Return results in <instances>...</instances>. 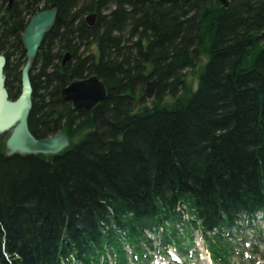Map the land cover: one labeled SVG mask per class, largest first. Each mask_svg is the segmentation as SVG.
Returning a JSON list of instances; mask_svg holds the SVG:
<instances>
[{
	"label": "trees",
	"instance_id": "trees-1",
	"mask_svg": "<svg viewBox=\"0 0 264 264\" xmlns=\"http://www.w3.org/2000/svg\"><path fill=\"white\" fill-rule=\"evenodd\" d=\"M228 1L0 0L11 100L28 60L25 28L56 9L31 62L27 123L35 139L70 140L52 156L0 146V264H151L172 262L170 249L190 264L195 232L213 264L264 259L239 234L264 242L251 222L264 213V0ZM194 49L207 61L191 90ZM92 75L103 104L88 112L61 101Z\"/></svg>",
	"mask_w": 264,
	"mask_h": 264
},
{
	"label": "water",
	"instance_id": "water-1",
	"mask_svg": "<svg viewBox=\"0 0 264 264\" xmlns=\"http://www.w3.org/2000/svg\"><path fill=\"white\" fill-rule=\"evenodd\" d=\"M9 7L14 0H5ZM97 3L100 0H92ZM186 1V0H175ZM224 9L229 6L228 0H216ZM57 17L56 9L41 11L32 16L22 35V43L25 47L28 60L21 71L20 94L15 100L9 99V94L5 88V76L3 70L6 59L0 54V134L9 135L5 141L4 149L6 155H58L70 146V140L64 133L35 139L29 131L27 119L32 108V86L29 77V70L32 59L37 55L44 35L53 26ZM96 14L92 13L86 17V23L93 26ZM197 49L193 54L197 55ZM69 59L66 55L63 63ZM157 89V80L147 82L143 97L152 100ZM62 102L70 103L73 110L92 111L97 105L103 104L107 99L105 85L92 75L84 79L72 81L60 92Z\"/></svg>",
	"mask_w": 264,
	"mask_h": 264
},
{
	"label": "rangeland",
	"instance_id": "rangeland-1",
	"mask_svg": "<svg viewBox=\"0 0 264 264\" xmlns=\"http://www.w3.org/2000/svg\"><path fill=\"white\" fill-rule=\"evenodd\" d=\"M206 61H207V57L203 56L200 52H197V55H196V69H194V70L188 69L187 70V78H186V80H187V85H188V87L191 90H195L197 88L198 76L200 74V71H201L202 67L206 63ZM146 101L148 103L151 102V100H147V99H146ZM81 139H82V136L76 137L72 141V144H77L78 142H80ZM5 140L6 139H3L2 144H4ZM259 217H260V219L257 222V224H258L257 226L260 227V229L262 230V234H263V237H264V215H261ZM248 233H249V235H247L245 233L248 236V242L249 243H253V244L258 242L259 243L258 247H259L260 251L264 252V242L258 240V238H256L258 236L253 235L251 232H248ZM195 237L197 238V236H194V239H196ZM170 252H171L170 253L171 256L176 259L174 251L172 249H170ZM258 259H259V263L260 264H264V259L262 257H259ZM236 260L237 259H235L234 261H236ZM154 264H168V262L162 260L160 257H156ZM190 264H194V261L191 262ZM195 264H210V262L207 259L204 260L203 256H202L201 258H198L197 261H195Z\"/></svg>",
	"mask_w": 264,
	"mask_h": 264
},
{
	"label": "flooded vegetation",
	"instance_id": "flooded-vegetation-1",
	"mask_svg": "<svg viewBox=\"0 0 264 264\" xmlns=\"http://www.w3.org/2000/svg\"><path fill=\"white\" fill-rule=\"evenodd\" d=\"M8 135H9V132L8 133H6V134H0V146L2 147V151L6 154L7 153V151L6 150H4V144H5V142H4V144H2V141H3V139H7V137H8ZM6 141V140H5Z\"/></svg>",
	"mask_w": 264,
	"mask_h": 264
}]
</instances>
